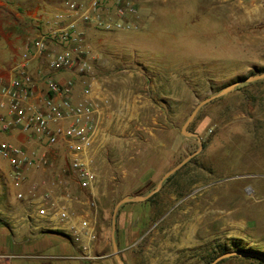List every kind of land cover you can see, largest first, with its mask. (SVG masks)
Instances as JSON below:
<instances>
[{
	"label": "rangeland",
	"instance_id": "obj_1",
	"mask_svg": "<svg viewBox=\"0 0 264 264\" xmlns=\"http://www.w3.org/2000/svg\"><path fill=\"white\" fill-rule=\"evenodd\" d=\"M65 1L57 0L56 5ZM230 2L235 3V15L243 18L237 16L233 27L225 23L227 29L219 21L218 53L212 55L202 53L197 41L189 44L185 38L188 32H201L199 23L216 9L212 0H154L151 29L157 37L151 39L155 45L150 44L148 52L163 53L166 61L157 56L159 59L146 62L140 54L120 49L119 44L126 41L115 36L116 31L78 26L85 32L83 41L113 65L98 69L96 79L109 76L114 81L118 67L137 68L146 80L158 79L154 87L137 88L148 90V104L143 106L147 112L124 120L127 130L119 137L124 146L117 145L118 138L107 146L111 166L103 168L111 179L101 184L103 194L97 199L95 253L101 258L114 257L112 214L126 196L139 199L122 203L116 214L115 239L125 264H211L223 251H235L232 240L238 241L237 247L264 252V78L238 83L205 103L186 128L198 137L181 132L201 100L248 76L264 73V0H218L220 18ZM254 4L260 7V19L248 21ZM23 8L13 6L8 12L10 22L4 25L7 31L18 27L17 15ZM55 12L53 8L45 18L52 19ZM103 32L111 38L101 40ZM162 34L164 50L158 37ZM74 45L53 42L49 51ZM3 56L9 58L7 53ZM46 61L40 59L41 72H45ZM106 86L112 90L106 95L112 110L110 96L115 95L116 88L111 82ZM6 138L0 135V140ZM198 140L202 149L167 177L157 192L141 199L167 171L199 148ZM58 160L60 168L63 161L61 157ZM29 176L37 178V173L32 170ZM13 193L9 166L0 156V226L6 225L1 214L14 213L18 206ZM230 255L216 264H259ZM96 259L86 264L105 263ZM9 262L10 258L0 251V264Z\"/></svg>",
	"mask_w": 264,
	"mask_h": 264
},
{
	"label": "built area",
	"instance_id": "obj_2",
	"mask_svg": "<svg viewBox=\"0 0 264 264\" xmlns=\"http://www.w3.org/2000/svg\"><path fill=\"white\" fill-rule=\"evenodd\" d=\"M141 1L66 0L52 19H42L46 30L33 38L27 57L0 84V134L7 137L0 140V156L9 166L18 201L14 213L1 216L12 232L27 229L68 238L84 261L99 257L97 199L101 184L111 179L103 168L111 166L105 141L110 104L89 94L98 69L113 65L83 41L85 32L78 26L136 31ZM53 42L76 45L50 52ZM41 58L47 60V72L36 68ZM57 71L72 76L60 82L50 75ZM74 76L83 77L84 84L77 99L72 98ZM60 157L63 164L57 168ZM30 169L37 178H30Z\"/></svg>",
	"mask_w": 264,
	"mask_h": 264
},
{
	"label": "crops",
	"instance_id": "obj_3",
	"mask_svg": "<svg viewBox=\"0 0 264 264\" xmlns=\"http://www.w3.org/2000/svg\"><path fill=\"white\" fill-rule=\"evenodd\" d=\"M56 1L57 0H0V7H2L0 8V84L6 82L11 77L14 67L27 57H25V54L29 45V43H27L28 37L32 36L31 40H33L39 32L46 30V27L42 24V19L48 17L50 13L52 14L53 8L56 9L59 7L56 5ZM212 1L215 3L216 9L210 10L205 21L199 23L201 32L195 33L191 31L188 32L185 37L186 43L188 42L190 44V41L195 40L200 45L199 47H201L202 53L211 55L213 53H218L219 21L221 20L223 25H225V29H227L225 23H232L233 27L238 17L243 18L240 17L241 15H235L234 2H230L232 3L231 6H228L226 14L220 18L218 0ZM153 2L154 0L141 1L140 15L138 17L140 27L138 30L129 32L116 31L115 36L126 41L119 44L120 49L131 50L134 54L138 53L146 62L153 61V58L159 59L157 56L162 57L161 59L166 61V58H163V53L158 55L148 52V50L150 51L151 47L155 45L154 41V45L151 43V39L153 40L154 37H157L156 33L152 30L155 21ZM13 6H21V8L24 6V8L19 15H17L19 20L18 27L15 28V30L7 31L4 25L10 22L9 19L11 14L9 13L8 15V12L13 11ZM254 6V13H250L246 17L248 21L260 19V7L257 4H254ZM5 7H7V10L4 13ZM35 24L36 26L37 24L40 25V29H35ZM195 26H198V22L195 23ZM102 34L101 40L104 38H111L106 33V35ZM158 37L162 43L160 49L164 50L163 34ZM215 39L216 44L214 43ZM150 44H152L151 47ZM6 53L9 55L8 59H5L3 56ZM39 66L40 65H37L36 68ZM30 69H32V66ZM45 72H47L46 69ZM141 74L143 75L137 68L118 67V70L114 74L115 76L112 78L114 81H111V79L108 78L109 76H105L100 77V79L97 78L92 82L89 96L107 99V93L112 92V90L106 86L108 82H111L116 88L112 101V110L110 109L109 119L106 122L107 135L105 141H107L108 144L111 140L113 141L114 138H118L120 141H117V145L123 147L122 138L119 137L124 130H127L126 124L128 123H124V120L128 118L133 120V118L140 117L144 112H147V110L143 109V106L148 104V97H146L148 96V90L146 89L142 92V90L139 91L137 88L143 86L145 89L148 85L154 87L158 79L156 80L153 78L146 80L140 76ZM50 75L60 82L72 76L69 71L52 72ZM74 80L72 98L77 99L81 97L84 84L81 78L74 76ZM108 103L110 104L111 102L109 101ZM113 119H115L114 125L111 126ZM116 121H118V123ZM116 134H118V137ZM65 238L64 236H57L53 232L29 233L27 229H23L19 233L10 232L8 226L5 225L0 226V251L4 252V255L10 256V264L92 263V261L80 259L75 246L70 240L68 241L67 238ZM102 256L101 258L99 255L100 258L98 257L97 259H104V264H121L114 257H109L108 255Z\"/></svg>",
	"mask_w": 264,
	"mask_h": 264
},
{
	"label": "water",
	"instance_id": "obj_4",
	"mask_svg": "<svg viewBox=\"0 0 264 264\" xmlns=\"http://www.w3.org/2000/svg\"><path fill=\"white\" fill-rule=\"evenodd\" d=\"M261 78H264V73H258V74H255V75H251V76H248L247 78L245 79H242L238 82H235V83H232L230 85H228L225 89H223L220 93L218 94H214V95H211L203 100H201L195 107L194 109L191 111V113L189 114L188 118L186 119V121L184 122V124L182 125V128H181V132L184 134V135H195L196 137H198V135L196 133H189L186 128L187 126L190 124V122L193 120V118L195 117L196 113L198 112V110L205 104L207 103L208 101L212 100L213 98H215L216 96L220 95V94H224L226 92H228L229 90H231L236 84L238 83H241V82H246V81H253V80H258V79H261ZM199 139V138H198ZM199 141V148L190 153L189 155H187L185 157V159H183L178 165H176L175 167H173L172 169H170L169 171H167L163 177L161 178V180L159 181L158 185L153 189L151 190L147 195L143 196L141 199H147L150 195H152L153 193L157 192L158 189L160 188L162 182L167 178L169 177L176 169H178L181 165H183L186 161H188L191 157H193L195 154H197L201 149H202V143ZM135 199H139V198H134V197H131V196H126L122 199H120L118 201V203L115 205L114 207V210H113V214H112V230H111V241H112V247H113V256L116 258V260L121 263V264H125L123 259L121 258L120 256V253H119V250H118V245L116 243V239H115V229H116V214H117V210L119 208V206L126 202V201H131V200H135ZM228 254H240L239 252H236V251H233V252H226V253H223L221 254L220 256L216 257L212 262L211 264H216L219 260L223 259L224 257H226ZM259 258L263 261L264 263V257H261L259 256Z\"/></svg>",
	"mask_w": 264,
	"mask_h": 264
},
{
	"label": "trees",
	"instance_id": "obj_5",
	"mask_svg": "<svg viewBox=\"0 0 264 264\" xmlns=\"http://www.w3.org/2000/svg\"><path fill=\"white\" fill-rule=\"evenodd\" d=\"M260 80H256L254 82H259ZM238 241H235V240H232V247L235 248L234 250L236 252H239L241 253L240 254H233V255H230V256H234V257H239V258H242V259H251V260H256L259 264H263V261L259 258V256L261 257H264V252L263 251H260V250H257V249H252V248H244V247H237V243ZM224 253V251H223ZM226 259V258H224ZM222 259V260H224ZM220 260V261H222ZM219 261V262H220ZM218 262V263H219Z\"/></svg>",
	"mask_w": 264,
	"mask_h": 264
}]
</instances>
